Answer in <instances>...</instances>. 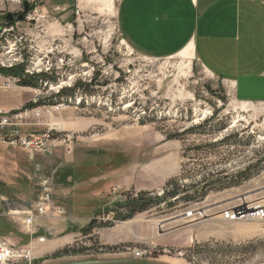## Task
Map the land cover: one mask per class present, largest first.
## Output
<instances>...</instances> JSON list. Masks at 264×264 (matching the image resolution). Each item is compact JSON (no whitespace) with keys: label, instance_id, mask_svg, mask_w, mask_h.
I'll return each mask as SVG.
<instances>
[{"label":"rangeland","instance_id":"374dc122","mask_svg":"<svg viewBox=\"0 0 264 264\" xmlns=\"http://www.w3.org/2000/svg\"><path fill=\"white\" fill-rule=\"evenodd\" d=\"M23 1L0 0V109L27 110L17 127L0 126V156L4 145L26 169L31 161L37 194L30 211L41 192L39 178L46 176L56 214L61 207V216L77 218L68 226L86 228L93 221L73 244L83 251L68 255L84 253V264H167V257L264 264V237L254 246L227 249L168 244L177 240L176 228L208 218L212 208L264 202V102L237 101L197 60L138 53L111 15L79 13L59 0H29L25 18L8 22V13L23 12ZM14 66H23L39 86L1 71ZM75 86L73 95L63 93ZM12 128L50 131L54 153L8 142L4 134ZM171 178L181 197L207 194L118 219L116 209L125 212L119 205L128 197L140 191L162 196ZM5 184L0 179V191ZM252 223L264 231V221Z\"/></svg>","mask_w":264,"mask_h":264},{"label":"crops","instance_id":"0c3cea01","mask_svg":"<svg viewBox=\"0 0 264 264\" xmlns=\"http://www.w3.org/2000/svg\"><path fill=\"white\" fill-rule=\"evenodd\" d=\"M75 6L76 12L116 21L125 42L138 53L153 58L182 55L197 60L221 80L226 92L244 104L264 102V0H59ZM3 106V105H2ZM9 111L12 107L3 106ZM2 107V109H3ZM9 107V108H7ZM0 179V238L16 246H29L33 264H84V253H58L81 239L84 224L68 226L71 215L36 217L30 226L26 215L36 199L33 171L2 145ZM12 165L9 170V165ZM223 204L211 209L208 218L176 228L177 240L170 245H202L227 249L231 244L254 246L264 231L252 221L230 222ZM254 221V220H253ZM30 229V232L28 231ZM251 246V247H253ZM90 258V257H88ZM167 264H191L184 258L167 257Z\"/></svg>","mask_w":264,"mask_h":264},{"label":"built area","instance_id":"2783aa9c","mask_svg":"<svg viewBox=\"0 0 264 264\" xmlns=\"http://www.w3.org/2000/svg\"><path fill=\"white\" fill-rule=\"evenodd\" d=\"M49 64V62H47ZM48 66V65H47ZM27 111V110H26ZM24 112H5L0 109V126L15 125L17 127L24 118ZM11 133L4 134V139L11 143L21 144L27 148H33L43 151L46 154L54 153L53 144L47 141L53 137L50 131L41 134H22L18 128H12ZM41 192L35 207L26 215L25 224L30 226L34 223L36 217L62 215L63 209H53V188L49 178L40 176ZM192 214V211L191 213ZM225 220L230 222L240 221H264V202H243L238 206L226 208L222 211ZM33 249L29 246H16L9 243L6 239L0 238V264H13L18 261L31 262L34 259Z\"/></svg>","mask_w":264,"mask_h":264},{"label":"trees","instance_id":"16d2710c","mask_svg":"<svg viewBox=\"0 0 264 264\" xmlns=\"http://www.w3.org/2000/svg\"><path fill=\"white\" fill-rule=\"evenodd\" d=\"M2 72H12L14 76H17L20 79V82L24 85L28 86H34L38 87L39 85L37 82H32L31 77L28 74L24 73L23 66H14L11 68H2ZM46 77V75L42 76ZM76 90V86L70 89L64 90L63 93L69 94L70 96L74 94ZM181 188L179 184L177 183L176 178H171L168 180L165 186V192L162 196H152L153 193L150 191H140L136 196L134 197H128L126 202L123 204H120L119 207L124 208L125 212H121V210L116 209L117 211V217L121 220H128L134 217L135 214L139 212H143L146 210L151 209L152 207H156L162 204V202H167V205L169 207L174 206L175 204H178L180 200H185L187 202H196L198 200H201L206 196L207 191H204L200 194L199 197H194L192 195L186 194L185 196L181 197ZM175 198V200H173ZM95 220V219H94ZM93 222V221H92ZM90 223L86 228H84V232L88 233L91 228L93 227V223ZM74 246H69L61 250L59 253H76L83 250H78L73 248Z\"/></svg>","mask_w":264,"mask_h":264},{"label":"water","instance_id":"95a60500","mask_svg":"<svg viewBox=\"0 0 264 264\" xmlns=\"http://www.w3.org/2000/svg\"><path fill=\"white\" fill-rule=\"evenodd\" d=\"M23 6H24V10H23V12L20 13V14L17 16V19H18L19 21H22V20L24 19L25 15L29 12V8H30V2H29V0H24V1H23ZM6 17H7V19H8L9 21H12V20L14 19V15H13L12 13H8V14L6 15Z\"/></svg>","mask_w":264,"mask_h":264},{"label":"flooded vegetation","instance_id":"af4514ba","mask_svg":"<svg viewBox=\"0 0 264 264\" xmlns=\"http://www.w3.org/2000/svg\"><path fill=\"white\" fill-rule=\"evenodd\" d=\"M20 13H22V12H19L18 14H14V19L12 20V21H9L8 19H7V17L5 16V19L8 21V22H13V21H15L16 19H17V16L20 14ZM26 16V15H25ZM25 18V17H24Z\"/></svg>","mask_w":264,"mask_h":264},{"label":"bare ground","instance_id":"6f19581e","mask_svg":"<svg viewBox=\"0 0 264 264\" xmlns=\"http://www.w3.org/2000/svg\"><path fill=\"white\" fill-rule=\"evenodd\" d=\"M21 79V78H20ZM204 215V214H203Z\"/></svg>","mask_w":264,"mask_h":264}]
</instances>
